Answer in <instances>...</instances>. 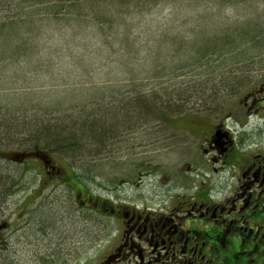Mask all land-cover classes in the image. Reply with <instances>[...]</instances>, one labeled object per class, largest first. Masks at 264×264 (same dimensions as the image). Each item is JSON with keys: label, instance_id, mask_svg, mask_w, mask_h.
I'll list each match as a JSON object with an SVG mask.
<instances>
[{"label": "rangeland", "instance_id": "rangeland-1", "mask_svg": "<svg viewBox=\"0 0 264 264\" xmlns=\"http://www.w3.org/2000/svg\"><path fill=\"white\" fill-rule=\"evenodd\" d=\"M254 2H248L245 11L247 19L252 20V28L259 23L264 25V0ZM185 5L190 4L156 5L141 18L137 28L128 34L121 28L118 37L111 36L105 43L90 27L84 35L76 37L62 28L56 31L58 26L46 25L42 27L41 38L35 41V57L46 68L27 72V61L12 67L5 73L6 78H0V105L4 106L0 121L11 123L14 119L17 125L22 119L20 112L12 114L16 104L24 103L25 109H31L29 105L37 106L27 116V120L35 123L30 125L28 135L19 136L15 142L0 137V264H81L85 260L86 264H95L97 261L96 247H91L97 225L93 226L90 218L84 221L77 217L66 205L65 201L68 204V199L73 197L70 188L52 184L41 192L42 188H36L40 173H44L42 165L31 159L24 163L13 160L26 152L22 140H27L30 134H39L40 118L52 119L51 125L66 127L68 133H75L80 147L93 151L92 143L85 140L84 124L94 121L103 129L113 122V116L118 117H115L116 136L107 141L104 151L99 149L93 156L82 151L81 156L78 154L72 160L62 152L58 156L50 155L61 170L73 166L81 175L86 191L103 198H114L121 193L148 198L160 189L157 186L160 176L177 174L174 164L179 167L180 161L196 155L192 138L201 139L206 148V134L215 123H223L226 131L236 135H253L251 144L241 143L238 155L255 150L264 153L262 112L237 121L242 115L238 100L264 81V30L257 41L238 40L229 43L226 50L212 55L208 52L198 59L194 50L206 43L215 46L214 40L229 35L227 29L231 24L243 22V18L235 16L240 8L219 13L210 5L194 11ZM150 94L157 98H151ZM142 99L148 101V110L139 116L145 119L137 120L138 116L130 109L135 106L133 111H139L142 107L138 101ZM166 100L179 104L178 111H152V106ZM58 102L64 106L72 102L79 107L70 110L69 119H65L63 112L54 114L49 107L48 115L40 113L43 106H56ZM7 111H10L8 115ZM234 112L238 113L236 119ZM38 115V120L33 118ZM193 118L200 119L197 125L200 129L196 132L188 125ZM122 120L123 124L119 122ZM73 124L79 125L72 127ZM235 174V168L231 167L225 175L227 182L219 187L221 193L227 194L228 186L234 187ZM206 177L212 182L219 178ZM121 183L126 185L121 187ZM190 185L189 181L185 184ZM173 186L180 188L183 184L175 180Z\"/></svg>", "mask_w": 264, "mask_h": 264}, {"label": "flooded vegetation", "instance_id": "flooded-vegetation-1", "mask_svg": "<svg viewBox=\"0 0 264 264\" xmlns=\"http://www.w3.org/2000/svg\"><path fill=\"white\" fill-rule=\"evenodd\" d=\"M238 104V122L260 112L264 122V81L246 91ZM199 122L193 118L188 125L196 132ZM208 131L206 148L201 139L192 138L196 155L180 161L179 167L174 164L177 174L160 176V189L148 198L123 193L114 198L92 196L70 167L68 172L61 170L45 154L43 159L29 155L21 163L31 159L42 165L36 188L41 192L52 184L71 188L73 197L66 205L77 217L97 225L91 244L96 247L95 264H264V153L238 155L241 143L251 144L253 135L233 134L221 122ZM217 131L224 135L219 144ZM231 167L236 183L228 186L227 194L221 193ZM212 175L219 178L212 182L206 177ZM175 180L183 186L175 188Z\"/></svg>", "mask_w": 264, "mask_h": 264}, {"label": "trees", "instance_id": "trees-1", "mask_svg": "<svg viewBox=\"0 0 264 264\" xmlns=\"http://www.w3.org/2000/svg\"><path fill=\"white\" fill-rule=\"evenodd\" d=\"M254 1L255 0H0V78H6L5 73L12 69V67L27 61V63H29L28 66H25L27 72H36L42 68V66L45 67L40 59L35 57L37 53L35 41H38L41 38V35L43 34L42 27H45L46 25L52 24L58 26L56 31L60 32V28H62L66 30L65 32L70 31V34L76 37L84 35L83 32L85 29L90 27L93 31L97 32L99 36L98 38L105 43L110 40L111 36L117 35L118 37L121 28L125 29L126 34L131 32V30L135 29L136 25L140 23L141 18L148 14L151 9L156 7V5L164 3L181 5L183 2H188L190 5H185L188 10L190 9L194 11L210 5L213 8L216 7L219 13L226 9L233 11L234 9L240 8V12L235 16L242 17L243 22L237 21L232 23L231 28L227 29L228 32H231L229 35L214 40L213 44L215 46L220 44V46L212 47L208 46V43H206L202 48L194 50L195 58L198 57V59H202L208 52L209 55H212L217 51L226 50L227 47L231 45L229 43H235L238 42V40L246 41L249 39L257 41L255 39L261 37L260 34L264 30V25L260 26L259 23L256 25L257 27L252 28V20L250 21V19H247L248 15L245 14L248 5L247 3H255ZM239 6H242V8ZM136 20L139 21L135 23ZM121 49L118 48L117 51H121ZM18 75H16V77ZM195 87L196 86H193V88ZM210 89L214 90L213 88ZM178 94L179 93H177V95ZM150 95L152 96V94ZM151 98L155 99L157 96H152ZM138 102H140L142 108H140L139 111H133L135 108L134 106L131 107L130 112L136 113L135 116H138L137 120H143L146 117L139 118V116H143V112L147 109L148 101L142 99ZM170 102L169 100H166L164 101V104H155L152 106V111H158L160 113L178 111L177 108L179 107V104H173ZM61 104V102H58L56 106L51 104L43 106L42 111L40 110L41 112H39L44 116L48 115L49 107V109L52 108L50 110H52L54 114L56 112H63L65 114L63 115L65 119H69L68 117L71 116L70 110L79 107L78 105L74 106L72 102H69L66 106ZM16 105V109L12 108V111L15 110L12 114L14 115L17 111L20 112V119H22V121L19 120L20 122H18L17 125L13 122L14 119L11 120V123H7L8 120H6L7 122H3L4 120L0 121V128L3 127V130L0 131V137L5 139L9 138L14 142L17 141L19 136L25 134L28 135V131L31 130L30 125L35 123H32L31 119L27 120V116L29 113L35 112L36 110L34 109L37 107L36 105H29L32 108L25 109L23 107L24 103ZM3 107L4 106L1 104L0 116L3 114L1 111ZM82 108L86 109L84 107ZM6 113L8 115L10 111H7ZM36 113H38V111ZM39 116L40 115L33 118L38 120L37 118ZM115 117L116 116H113V122L109 123L107 128L101 129L93 123L94 121H92L84 124V131L82 129L80 130V132H85V140L92 143V147L94 146L93 151L91 148H86L85 150L80 147V143L76 141L77 136L75 133L73 135L68 133L69 131L66 127L56 126V124L51 125L52 119L45 121V119L43 120L40 118V120H38L41 121L39 134H30L27 140H22L23 146H26L27 149H25L26 152L21 154L40 151L49 156H58V153L62 152L65 154L66 158L72 160L77 157L78 154L81 156V154L84 153L82 151H87L88 156H93L99 149L104 151L107 141L113 140L116 136L115 127L118 125V120L116 119L118 117ZM38 121L36 122L38 123ZM103 121L104 120H102V122ZM124 121L126 120L124 119ZM124 121L122 120L119 122L123 124ZM75 125L78 126L79 124ZM75 125L73 124L72 127ZM64 134L66 137L62 138V135ZM71 170L73 177L83 183L81 175L74 170L73 166L71 167Z\"/></svg>", "mask_w": 264, "mask_h": 264}, {"label": "water", "instance_id": "water-1", "mask_svg": "<svg viewBox=\"0 0 264 264\" xmlns=\"http://www.w3.org/2000/svg\"><path fill=\"white\" fill-rule=\"evenodd\" d=\"M215 134H216L215 135L216 136L215 143L216 144H219L220 141H221V139L224 137V135H222V134L220 135L219 134V131H217ZM29 155H33L35 157H38V158H42L43 159V157H42V155H40V153L39 154H36V153L35 154H29ZM29 155H27V154H19L17 157H14L13 160L16 161V162L22 161L26 157H29Z\"/></svg>", "mask_w": 264, "mask_h": 264}]
</instances>
